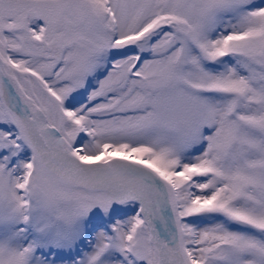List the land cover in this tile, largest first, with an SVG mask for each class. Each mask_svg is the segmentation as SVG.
Returning a JSON list of instances; mask_svg holds the SVG:
<instances>
[{"label":"snow or ice","instance_id":"obj_1","mask_svg":"<svg viewBox=\"0 0 264 264\" xmlns=\"http://www.w3.org/2000/svg\"><path fill=\"white\" fill-rule=\"evenodd\" d=\"M0 264H264V0H0Z\"/></svg>","mask_w":264,"mask_h":264}]
</instances>
